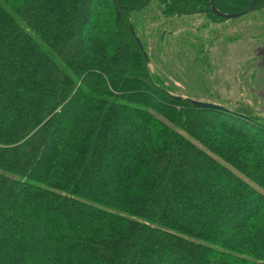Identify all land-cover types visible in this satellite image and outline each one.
<instances>
[{"label":"trees","instance_id":"obj_1","mask_svg":"<svg viewBox=\"0 0 264 264\" xmlns=\"http://www.w3.org/2000/svg\"><path fill=\"white\" fill-rule=\"evenodd\" d=\"M151 5L228 23L211 0H0V264H264V125L159 84Z\"/></svg>","mask_w":264,"mask_h":264},{"label":"rangeland","instance_id":"obj_2","mask_svg":"<svg viewBox=\"0 0 264 264\" xmlns=\"http://www.w3.org/2000/svg\"><path fill=\"white\" fill-rule=\"evenodd\" d=\"M250 14L228 20L236 23L226 28H205L191 16L160 18L151 5L134 23L159 84L184 98L242 110L264 125V20L244 21Z\"/></svg>","mask_w":264,"mask_h":264},{"label":"water","instance_id":"obj_3","mask_svg":"<svg viewBox=\"0 0 264 264\" xmlns=\"http://www.w3.org/2000/svg\"><path fill=\"white\" fill-rule=\"evenodd\" d=\"M254 3H255V0H254ZM254 3L246 11L238 13V14H231V15H223V14L219 13L214 6V0H211V7H212V10L215 12V14H217L218 16H220L224 19L230 20V19L239 18V17H242L244 15L251 13L254 9ZM138 44H139L141 50H143V47H142L140 41H138ZM192 104L198 108H211V107L218 108L217 106H212L211 104L203 103V102L196 101V100H192Z\"/></svg>","mask_w":264,"mask_h":264}]
</instances>
